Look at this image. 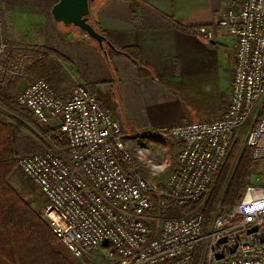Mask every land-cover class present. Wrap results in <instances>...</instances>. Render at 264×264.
<instances>
[{"label": "built area", "instance_id": "1", "mask_svg": "<svg viewBox=\"0 0 264 264\" xmlns=\"http://www.w3.org/2000/svg\"><path fill=\"white\" fill-rule=\"evenodd\" d=\"M216 29L235 38L228 105L215 119L158 131L159 138L181 142L162 183L123 170L117 154L130 162V146L139 158L146 147L140 140L124 143L130 135L83 82L75 80L63 97L36 77L17 94L38 124L56 120L66 137V150L19 154L16 165L43 198L41 218L81 263L192 264L199 247L198 264H264V182L258 175L264 173V0L232 2L195 33L211 40ZM5 48L1 42L0 56ZM245 126L258 173H251L232 206L222 208L218 200L205 222L203 202Z\"/></svg>", "mask_w": 264, "mask_h": 264}, {"label": "crops", "instance_id": "2", "mask_svg": "<svg viewBox=\"0 0 264 264\" xmlns=\"http://www.w3.org/2000/svg\"><path fill=\"white\" fill-rule=\"evenodd\" d=\"M56 1L0 0V43L6 46L1 57L23 72L13 94L36 78L26 66L39 62L35 68L56 94L67 96L74 81H81L121 123L125 136L148 133L154 139H160L159 130L175 123L215 119L228 105L235 38L216 29L214 37L206 40L195 28L210 25L238 0H93L90 18L96 29L110 48H130L137 64L123 54L107 58L106 44L101 48L94 39H85L80 29L55 21L51 7ZM226 36L232 44L230 67H221L223 75L227 73L223 87L227 94L216 84L211 89L222 93L221 109L213 116L192 119L194 112L202 114L197 107L205 104L209 112L215 100L210 88L202 89L200 83L216 73L220 56L226 57L222 48L227 46ZM49 50L61 54L66 62L53 57L36 59V53ZM2 78L7 81L9 77ZM18 121L21 118L15 114L14 122ZM147 141L141 144L149 150ZM179 143L168 141L170 154L177 155Z\"/></svg>", "mask_w": 264, "mask_h": 264}, {"label": "trees", "instance_id": "3", "mask_svg": "<svg viewBox=\"0 0 264 264\" xmlns=\"http://www.w3.org/2000/svg\"><path fill=\"white\" fill-rule=\"evenodd\" d=\"M89 22L96 29L97 25L90 18V13ZM103 49L107 58L113 54H123L137 64L130 48L120 51L105 45ZM36 54V59L40 61L53 57L66 62L65 58L54 50ZM8 60L0 56V67H2L0 76L9 77L7 81L0 78V264H82L70 254L45 220L40 217V211L34 208L31 202L7 181L8 176L16 169V158L19 154L42 152L47 148L67 149L66 137L60 132L58 126L50 128L47 126L48 124L39 125V130L47 138V142L20 134L19 128L22 123L21 121L14 122L12 114L27 117L33 124L37 125L38 123L29 110L18 104L17 95L13 94L12 89L21 76L14 73L17 69L13 67L14 64L8 63ZM37 63L39 62L28 64L26 69L38 73L35 68ZM21 66L22 69L25 68L24 65L21 64ZM139 68L141 70V67ZM20 72L22 71L20 70ZM142 75L144 74L142 73ZM149 137L148 133L134 134L127 139L132 144L136 140L141 141ZM172 139L168 138V140ZM178 145L180 147L181 143ZM252 155L253 148L246 142L242 144L238 139L234 141L224 165L218 172L215 182L203 202L201 212L205 217V222L210 218L213 205L218 200H220L222 208H228L239 200L254 169L255 161ZM117 158L123 170L133 177L131 167L137 160L133 157L130 162H127L118 154ZM148 195L153 201L154 194L149 193ZM198 204H194L184 211L197 208ZM199 252V247H197L192 264H198Z\"/></svg>", "mask_w": 264, "mask_h": 264}, {"label": "rangeland", "instance_id": "4", "mask_svg": "<svg viewBox=\"0 0 264 264\" xmlns=\"http://www.w3.org/2000/svg\"><path fill=\"white\" fill-rule=\"evenodd\" d=\"M228 36L233 39L232 36H230V35H228ZM227 38L228 37L226 36V38L223 40L227 44V46L226 47L222 46L223 51H225L226 57L221 55L219 58V62L221 64H220V66L215 67V69L217 68V70H215L216 73L214 75L213 74L210 75L209 78L208 77L203 78V82L200 83V84H202L201 85L202 89H206V87L210 88V93L215 94V97H214L215 100L212 104L210 102L209 112L205 111L206 110L205 104L197 107V108L202 110V114L199 115L198 113L194 112L193 114H191L192 119L197 120L201 116H206V117L213 116V114L217 110L221 109V106H222L221 100L223 98V95H222V93H220V95H218V92L213 91L211 89H213L215 87L214 84H216L217 87H219L221 89V91L224 90V93L227 94L226 90L223 89V87L225 88L227 86V84H225L226 79H227V73H225L223 75L222 68H221L223 65L230 67V63H231V51H232L231 45L232 44L229 41V38L228 39ZM219 49L221 50V48H219ZM223 71L224 72L226 71L225 67H224ZM35 76L36 77H42V78L46 79L43 76V74H41V73H34V77ZM197 108H195V111H198ZM12 116L14 117L15 114H12ZM18 116L21 118L22 126L20 125L19 131H20V134L22 136H24V135L25 136H31L35 139H40L44 142H47V138L39 130L40 124H37V125L33 124V122L29 121V119L27 117H23L21 115H18ZM189 118H190V116H189ZM47 126L50 128H55V127H57V121L51 120ZM248 128H249V125H248ZM248 128L246 126L243 127L238 132V136L236 137L242 144L245 142V137H246V133L248 131ZM153 137L154 136L149 137L150 138L149 140H151L150 142L147 141V139H142L143 143H145L147 141V143L149 144L148 147H150V148H148L149 150H147V148H145L143 150L144 155H141L140 158H139V154L137 153L136 149L134 147L130 146L131 153H132L134 159L137 160V162H135L132 165L131 172L134 175H140L141 177H143L145 180H147L151 184H158V183H162V182L167 180L170 172L174 169V167L176 165L177 155L175 154L176 155L175 156L173 154H170L168 151V148H167L168 145L167 144H168V141H170V140L163 139V138L154 139ZM123 141L125 144H127V145L129 144V140L127 138H125ZM228 155H229V153H228ZM161 168H163V171L160 170ZM252 173H254V174L258 173L257 163H255ZM258 175H259L260 181L264 182V173H262V174L258 173ZM7 181L17 192H19L26 199H28L34 208H37L39 211H41L42 206H43L42 205L43 199H42L41 194L39 193V191L37 190V188L35 186H33L28 180H26V178L19 171L17 165H16V169L8 176ZM82 263L83 264H97L93 261H86V260H84V262H82Z\"/></svg>", "mask_w": 264, "mask_h": 264}, {"label": "water", "instance_id": "5", "mask_svg": "<svg viewBox=\"0 0 264 264\" xmlns=\"http://www.w3.org/2000/svg\"><path fill=\"white\" fill-rule=\"evenodd\" d=\"M93 0H57L51 7L55 21L74 26L85 33V39H94L103 48L111 47L106 37L89 22L90 4Z\"/></svg>", "mask_w": 264, "mask_h": 264}, {"label": "clouds", "instance_id": "6", "mask_svg": "<svg viewBox=\"0 0 264 264\" xmlns=\"http://www.w3.org/2000/svg\"><path fill=\"white\" fill-rule=\"evenodd\" d=\"M160 170L163 171V168H161Z\"/></svg>", "mask_w": 264, "mask_h": 264}]
</instances>
